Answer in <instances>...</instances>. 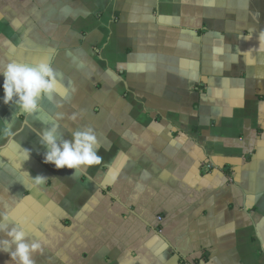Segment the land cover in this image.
<instances>
[{"label": "crops", "instance_id": "1", "mask_svg": "<svg viewBox=\"0 0 264 264\" xmlns=\"http://www.w3.org/2000/svg\"><path fill=\"white\" fill-rule=\"evenodd\" d=\"M261 31L264 0H0V71L50 62L68 94L45 111L103 158L45 163L0 75V214L36 264H264Z\"/></svg>", "mask_w": 264, "mask_h": 264}, {"label": "clouds", "instance_id": "2", "mask_svg": "<svg viewBox=\"0 0 264 264\" xmlns=\"http://www.w3.org/2000/svg\"><path fill=\"white\" fill-rule=\"evenodd\" d=\"M251 39V36L246 38ZM258 44L260 50L264 51V31L259 33ZM0 75L4 77L3 103L14 104L18 108L14 115L19 113L33 116L42 125L40 130L33 131L40 137L41 145L47 149L44 154L45 163L54 164L57 169L68 168L75 172L102 163L94 129L83 127L71 133V140L65 139L59 123L63 116L50 115L45 111V99L51 101L54 95L66 99L68 94L67 89L58 81L50 62L41 61L34 65L11 62L0 71ZM56 107L62 105L57 103ZM72 119L75 120L76 117L73 116ZM5 124V134L13 136L12 121H5ZM24 152L25 160L29 159V150L24 149ZM26 174L38 185L47 179L44 176L31 178ZM0 234L5 237L0 239V252L9 254L14 264H36L34 255L43 254L42 243L32 240L24 223L18 222L9 213L0 214Z\"/></svg>", "mask_w": 264, "mask_h": 264}, {"label": "snow or ice", "instance_id": "3", "mask_svg": "<svg viewBox=\"0 0 264 264\" xmlns=\"http://www.w3.org/2000/svg\"><path fill=\"white\" fill-rule=\"evenodd\" d=\"M251 62V61H250Z\"/></svg>", "mask_w": 264, "mask_h": 264}]
</instances>
